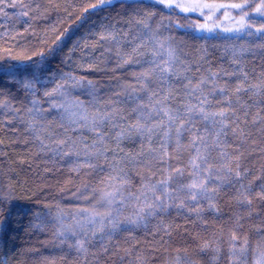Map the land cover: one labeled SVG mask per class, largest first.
Masks as SVG:
<instances>
[{"label":"trees","instance_id":"1","mask_svg":"<svg viewBox=\"0 0 264 264\" xmlns=\"http://www.w3.org/2000/svg\"><path fill=\"white\" fill-rule=\"evenodd\" d=\"M204 1L238 6L245 29L150 0H0V264L264 255V0ZM168 94L179 137L132 127L159 123ZM201 101L223 125L186 113Z\"/></svg>","mask_w":264,"mask_h":264},{"label":"rangeland","instance_id":"2","mask_svg":"<svg viewBox=\"0 0 264 264\" xmlns=\"http://www.w3.org/2000/svg\"><path fill=\"white\" fill-rule=\"evenodd\" d=\"M113 0H110L112 2ZM158 2L166 7L175 6L186 13L200 15L203 18L201 31L212 32L221 30L228 33H238L245 29L244 18L236 16L234 11L239 9L235 5L210 3L204 0H150ZM109 2V0H108ZM255 14L264 16V6L258 5ZM232 237L235 242H242L243 236L238 230L233 231ZM2 264V263H1ZM256 264H264V255L257 260Z\"/></svg>","mask_w":264,"mask_h":264},{"label":"snow or ice","instance_id":"3","mask_svg":"<svg viewBox=\"0 0 264 264\" xmlns=\"http://www.w3.org/2000/svg\"><path fill=\"white\" fill-rule=\"evenodd\" d=\"M110 2V0H109ZM165 63L167 64V61H165ZM157 67H159V65H157ZM162 72L167 73L168 75H177L171 68L169 67H165L161 69ZM215 75V74H213ZM142 77L147 79L149 77V73H142ZM204 81H201L200 83L194 85L190 90H189V95H191L192 93L198 91L201 87V84H203ZM188 84H191V81H188ZM62 87V86H58ZM187 87V85L185 86ZM144 91L148 92L150 91V89H148L147 83H145L144 85ZM242 90V86L237 87L236 91L239 92ZM221 92H223V89H221ZM157 93L156 92H151V95L149 96V99L152 100L153 97H156ZM170 94L165 95L157 100H155V106L152 107V111L148 113V119H151L154 115L155 116H159L161 117V120L159 123L154 124L152 127H145L144 124H140L139 122L136 125H133V128H136L138 130L141 131H147V132H152L154 129L156 128H160L162 126H164L166 128L164 135L168 136L171 131L173 130V127H175V133L176 136L179 137L181 134L182 129H184L185 125L184 123H180V121L183 119L182 114L180 112V110H176L175 112H173L170 108L167 107L166 105V101L169 99ZM203 101H201V105L200 106H194V105H187L185 108L186 113H192L194 111H198L199 113L204 114V119H208L209 115H211L212 117H221L222 119L219 121V123L221 125H223L224 120L228 119L229 116V112L227 110H221L219 112L216 113H212V114H207L204 113V109L202 107ZM138 107L142 110L144 107H147L146 105H138ZM229 107H231V105H229ZM136 109H134L135 111ZM141 115H143V112L141 111ZM232 115L234 116L235 113L233 112ZM108 117H103L102 119H107ZM188 122H190V117L188 118ZM221 131H223V128H221ZM102 139V137H101ZM196 139L194 138L192 141L193 146H195L196 144ZM202 140V138H200ZM177 145L179 146V140H177ZM200 158V153L197 151V155L194 156L192 158V165L194 168H197L198 165L196 164V160ZM162 184L165 182H161ZM190 187L195 188L197 187V185L195 183H193L192 185H190ZM110 203V201H109Z\"/></svg>","mask_w":264,"mask_h":264}]
</instances>
